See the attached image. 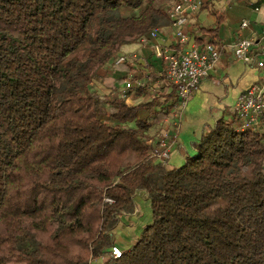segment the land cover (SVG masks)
<instances>
[{
    "label": "trees",
    "instance_id": "obj_1",
    "mask_svg": "<svg viewBox=\"0 0 264 264\" xmlns=\"http://www.w3.org/2000/svg\"><path fill=\"white\" fill-rule=\"evenodd\" d=\"M170 1L0 0V264H264V112L257 130L206 126L170 167L151 157L165 112L152 88L128 91L135 103L93 88L169 24ZM140 191L151 223L114 258Z\"/></svg>",
    "mask_w": 264,
    "mask_h": 264
},
{
    "label": "crops",
    "instance_id": "obj_2",
    "mask_svg": "<svg viewBox=\"0 0 264 264\" xmlns=\"http://www.w3.org/2000/svg\"><path fill=\"white\" fill-rule=\"evenodd\" d=\"M202 1L203 6L188 18L186 27L196 42L200 39L202 42L198 43L202 44L211 42L229 45L239 38L260 40L264 33V0ZM215 13L220 15L222 22L215 35H210L207 30L213 29L216 25ZM242 22H247L248 27L240 28ZM175 47L176 40L170 25L160 27L159 35L155 39L125 46L118 54V56L136 54L137 59L118 65L115 61L107 63L99 69L93 81V88L98 93L113 96L122 90L127 79L147 76L148 85L152 88L150 97H155L154 102L157 104L154 109H165V112L159 115L158 133L175 139L167 163L170 167L183 165L185 156L193 154L191 145L199 141L206 126H212L218 120L234 122L236 125L232 113L235 103L242 93L264 78V66L260 68L256 63L246 64L235 58L226 48L221 53L219 63L210 75L200 82L185 108L175 112L172 108L174 93L163 76L162 55L164 49ZM253 55L256 61L264 65V41L259 42ZM128 96V103L143 99L133 91ZM149 114L150 112L142 110L138 117L147 118ZM171 114L177 118L173 119ZM175 120L178 122L177 132L174 131ZM134 201L136 204L134 213L121 216L113 231V245L121 250L131 248L143 229L151 223V210L149 224L143 221L146 214L143 209H150L145 192H137ZM105 258L93 260L91 264H103Z\"/></svg>",
    "mask_w": 264,
    "mask_h": 264
},
{
    "label": "built area",
    "instance_id": "obj_3",
    "mask_svg": "<svg viewBox=\"0 0 264 264\" xmlns=\"http://www.w3.org/2000/svg\"><path fill=\"white\" fill-rule=\"evenodd\" d=\"M202 6V0H176L167 10V18L174 33L176 47L174 49L163 50V76L174 93L172 108L175 112L185 108L188 100L198 89L200 82L207 78L219 63L224 49H229L235 58L240 59L246 64L256 63L260 68L264 66L263 63L256 61L253 55L254 49L258 46L259 42L264 41V33L261 35L260 40L239 38L229 45L196 42L186 27L188 18ZM255 10L258 11L257 8ZM247 27V22L240 24V28L242 29ZM158 35L159 28H154L140 42L155 39ZM131 59H137V55H120L116 58L115 64H123ZM148 80L147 76L139 79H127L120 91L121 97L128 102V91L145 87L149 82ZM263 112L264 78L242 93L232 109L236 127L240 131L259 129L260 118ZM174 114H171L173 119L175 117ZM177 125L178 122L175 120V132L178 130ZM155 143L156 147L151 152V157L162 164H167L175 139L160 135L155 140ZM111 254L114 258H119L122 251L118 247L113 246Z\"/></svg>",
    "mask_w": 264,
    "mask_h": 264
},
{
    "label": "rangeland",
    "instance_id": "obj_4",
    "mask_svg": "<svg viewBox=\"0 0 264 264\" xmlns=\"http://www.w3.org/2000/svg\"><path fill=\"white\" fill-rule=\"evenodd\" d=\"M176 0H171L170 2H168V6H167V9H169V7L175 2ZM138 11L139 10H122V14H124V15H130V14H133V15H136V14H138ZM117 94H120V92L119 93H117ZM105 119V118H104ZM160 136V135H159ZM144 210V212L146 213L145 215H144V217H143V221L144 222H148V223H146V224H149V221H150V209H147V208H145V209H143ZM145 224V225H146Z\"/></svg>",
    "mask_w": 264,
    "mask_h": 264
}]
</instances>
